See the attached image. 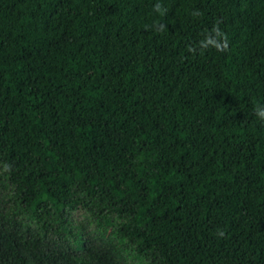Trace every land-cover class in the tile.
<instances>
[{"label":"trees","instance_id":"obj_1","mask_svg":"<svg viewBox=\"0 0 264 264\" xmlns=\"http://www.w3.org/2000/svg\"><path fill=\"white\" fill-rule=\"evenodd\" d=\"M258 105L264 0H0V264H264Z\"/></svg>","mask_w":264,"mask_h":264},{"label":"clouds","instance_id":"obj_2","mask_svg":"<svg viewBox=\"0 0 264 264\" xmlns=\"http://www.w3.org/2000/svg\"><path fill=\"white\" fill-rule=\"evenodd\" d=\"M153 11L160 14V15H166L167 9L163 7V5L159 2H157L153 6ZM201 15L199 10H196L192 13L193 17H199ZM154 28L156 31L162 32L166 25L159 24L154 25ZM198 48L200 50V53L203 54L205 51L214 48L217 51H227L229 48L227 35L224 33V31L220 28L219 22L213 26V28L205 34L204 39L199 41ZM189 51L195 53L197 51L196 47H190ZM255 115L261 119L264 120V105H258L255 109ZM220 236H223V231L219 232Z\"/></svg>","mask_w":264,"mask_h":264}]
</instances>
